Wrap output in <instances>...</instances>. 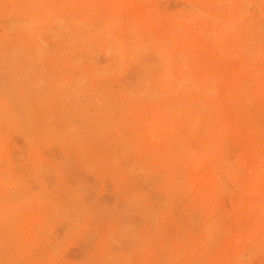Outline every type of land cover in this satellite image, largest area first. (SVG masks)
<instances>
[{
	"label": "rangeland",
	"instance_id": "obj_1",
	"mask_svg": "<svg viewBox=\"0 0 264 264\" xmlns=\"http://www.w3.org/2000/svg\"><path fill=\"white\" fill-rule=\"evenodd\" d=\"M227 1L0 0V264H264V0Z\"/></svg>",
	"mask_w": 264,
	"mask_h": 264
},
{
	"label": "bare ground",
	"instance_id": "obj_2",
	"mask_svg": "<svg viewBox=\"0 0 264 264\" xmlns=\"http://www.w3.org/2000/svg\"><path fill=\"white\" fill-rule=\"evenodd\" d=\"M233 1H234V0H233ZM251 1H252V0H250L249 3H250ZM122 2H123V1H122ZM226 2H228V1L226 0ZM237 2H238V1H237ZM244 2H245V1H244ZM252 2H253V1H252ZM193 3H194V2H193ZM193 3H192V4H193ZM229 3H230V2H229ZM240 3H241V2H240ZM249 3H247V5H248ZM255 3H256V2H255ZM192 4H190V5H192ZM188 5H189V4H188ZM194 5H195V4H194ZM222 5H224V4H222ZM227 5H228V3H227ZM239 5H240V4H239ZM139 6H140V5H139ZM182 6H183V5H182ZM184 6H185V5H184ZM197 6L199 7V5H197ZM217 6H218V5H217ZM240 6H241V5H240ZM33 7H34V6H33ZM219 7H220V6H219ZM230 7H231V6H230ZM236 7H237V6H236ZM246 7H247V6H246ZM246 7H244V8H246ZM187 8H189V7H187ZM237 8H238V7H237ZM195 9H196V8H195ZM213 9H214V8H213ZM188 10H190V8H189ZM196 10H198V9H196ZM196 10H194V12H195ZM199 10H200V9H199ZM228 10H229V9H228ZM237 10H239V9H237ZM121 11H122V10H121ZM200 11H201V10H200ZM242 11H243V10H242ZM191 12H193V10H192ZM216 12H217V11H216ZM227 12H228V11H227ZM237 12H239V11H237ZM97 13H98V12H97ZM120 13H121V12H120ZM199 13H200V12H199ZM244 13H245V12H244ZM52 14H53V13H52ZM115 14H116V13H115ZM183 14H184V13H183ZM185 14H186V13H185ZM207 14H208V13H207ZM237 14H238V13H237ZM47 15H48V14H47ZM128 15H129V14H128ZM174 15H175V14H174ZM179 15H180V12H179ZM179 15H178V16H179ZM191 15H192V14H191ZM209 15H210V14H209ZM213 15H214V14H212L211 16H213ZM216 15H217V14H216ZM234 15H235V14H234ZM76 16H77V15H76ZM114 16H116V15H114ZM118 16H120V15H118ZM175 16H176V15H175ZM232 16H233V15H232ZM238 16H239V14H238ZM261 16H262V15H261ZM55 17H57V16H54V19H55ZM73 17H74V16H73ZM116 17H117V16H116ZM131 17H132V16H131ZM131 17H130V18H131ZM186 17H187V16H186ZM199 17H200V16H199ZM241 17H242V16H241ZM71 18H72V16H71ZM75 18H76V17H75ZM123 18H124V17H123ZM181 18H182V17H181ZM193 18H194V16H193ZM193 18H192V19H193ZM195 18H196V17H195ZM209 18H210V17H209ZM32 19H33V18H32ZM201 19H202V18H201ZM211 19L216 20L214 17H212ZM211 19H210V21H212ZM236 19L238 20L237 17H236ZM236 19H235V20H236ZM239 19H240V18H239ZM34 20H35V19H34ZM46 20H47V19H46ZM50 20H51V19H50ZM57 20L60 21L59 18H58ZM61 20H62V19H61ZM109 20H110V19H109ZM111 20H112V18H111ZM124 20H125V19H124ZM131 20H132V19H131ZM180 20H181V19H180ZM185 20H186V19H185ZM185 20H184V21H185ZM193 20H194V19H193ZM193 20H192V21H193ZM207 20H208V19H207ZM224 20H225V18H224ZM237 20H236V21H237ZM28 21H29V20H28ZM59 21H58V22H59ZM105 21H107V20H105ZM113 21H114V20H113ZM121 21H122V20H121ZM132 21H134V20H132ZM192 21H191V22H192ZM202 21H203V20H202ZM221 21H222V20H221ZM31 22H32V21H31ZM54 22H55V21H54ZM108 22H109V21H108ZM115 22H116V21H115ZM126 22L128 23V21H126ZM219 22H220V20H219ZM225 22H227V21H224V22H223L224 25H226ZM248 22L250 23V21H248ZM12 23H13V22H12ZM15 23H16V22H15ZM56 23H57V22H56ZM74 23H75V22H74ZM120 23H121V22H120ZM124 23H125V21H124ZM133 23H134V22H133ZM213 23H214V21H213ZM213 23H212V24H213ZM220 23H221V22H220ZM246 23H247V22H246ZM257 23H258V22H257ZM29 24H30V22H29ZM114 24H115V23H114ZM130 24H131V23H130ZM221 24H222V23H221ZM16 25H17V24H16ZM109 25H110V24H109ZM109 25H108V26H109ZM118 25H119V24H118ZM128 25H129V24H128ZM203 25H204V24H203ZM257 25H258V24H257ZM27 26H28V25H27ZM57 26H58V25H57ZM124 26H125V25H124ZM132 26H133V25H132ZM136 26H137V25H136ZM146 26H147V25H146ZM213 26H214V25H213ZM218 26H219V25H218ZM102 27H103V26H102ZM126 27H127V26H126ZM225 27H226V26H225ZM227 27H228V26H227ZM250 27H251V26H250ZM35 28H36V27H35ZM35 28H34V29H35ZM37 28H38V27H37ZM62 28H64L63 25H62ZM103 28H104V27H103ZM204 28H205V27H204ZM58 29H59V28H58ZM85 29H86V28H84V30H85ZM87 29H89V28H87ZM87 29H86V30H87ZM106 29H107V28H106ZM120 29H121V28H120ZM259 29H261V28H259ZM35 30H36V29H35ZM40 30H41V29H40ZM40 30H39V31H40ZM102 30H103V29H102ZM128 30H129V29H128ZM142 30H143V29H142ZM37 31H38V30H37ZM41 31H43V30H41ZM57 31H58V30H57ZM131 31L133 32L134 29L131 30ZM143 31H144V30H143ZM213 31H214V30H213ZM26 32H27V31H26ZM62 32H63V31H62ZM86 32H87V31H86ZM108 32H109V31H108ZM115 32H116V31H115ZM198 32H199V31H198ZM200 32H201V31H200ZM200 32H199V34H200ZM205 32H206V31H205ZM224 32H225V31H224ZM226 32H227V31H226ZM3 33H4V32H3ZM83 33H84V31H83ZM89 33H90V32H89ZM222 33H223V32H222ZM222 33H221V34H222ZM86 34H87V33H86ZM205 34H207V33H205ZM212 34H213V33H212ZM216 34H217V33H216ZM235 34H236V33H235ZM48 35H49V34H48ZM83 35H84V34H83ZM127 35L131 36V35L128 34V33H127ZM133 35H134V34H133ZM133 35H132V36H133ZM142 35H143V34H142ZM154 35H156V34H154ZM53 36H54V35H53ZM56 36H57V35H56ZM71 36H72V35H71ZM94 36H96V35H94ZM132 36H131V37H132ZM206 36H207V35H206ZM213 36H214V35H213ZM217 36H218V34H217ZM30 37H31V36H30ZM66 37H67V35H66ZM90 37H91V35H90ZM134 37H135V36H134ZM136 37H137V36H136ZM142 37H143V36H142ZM149 37H150V36H149ZM207 37H208V36H207ZM209 37H211V34H209ZM214 37H215V36H214ZM45 38H46V37H45ZM69 38H70V37H69ZM155 38H156V37H155ZM125 39H127V37H125ZM133 39H134V38H133ZM142 39H143V38H142ZM152 39H153V38H152ZM156 39H157V38H156ZM214 39H215V38H214ZM219 39H220V38H219ZM67 40H68V39H67ZM127 40L129 41V39H127ZM127 40H126V41H127ZM211 40H212V39H211ZM216 40H217V39H216ZM131 41H132V39H131ZM209 41H210V40H209ZM212 41H213V40H212ZM118 42H119V41H118ZM132 42H133V41H132ZM144 42H145V41H144ZM152 42H153V41H152ZM120 43H121V42H120ZM135 43H138V42H135ZM157 43H158V42H157ZM229 43H230V42H229ZM127 44H128V42H127ZM146 44H147V43H146ZM128 45H129V44H128ZM149 45H150V44H149ZM154 45H155V44H154ZM158 45H159V44H158ZM75 46H76V45H75ZM150 46H151V45H150ZM225 46H226V45H225ZM130 47H131V46H130ZM137 47H139V46H137ZM137 47H135V49H137V51H138V48H137ZM226 47H227V46H226ZM242 47H243V45H242ZM242 47H241V48H242ZM258 47H259V45H258ZM85 48H86V46H85ZM228 48H229V47H228ZM233 48H234V47H233ZM241 48H240V49H241ZM42 49H43V48H42ZM69 49H70V48H69ZM83 49H84V48H83ZM130 49H133V48L131 47ZM135 49H134V50H135ZM149 49H151V48H149ZM221 49H222V48H221ZM229 49H230V48H229ZM237 49H238V48H237ZM73 50H74V47H73ZM86 50H87V49H86ZM160 50H161V49H160ZM225 50H226V49H225ZM252 50H253V49H252ZM257 50H258V49H257ZM44 52H45V51H44ZM62 52H63V51H62ZM164 52H167V51L165 50ZM229 52H230V51H229ZM250 52H251V51H250ZM256 52H257V51H256ZM77 53H78V52H77ZM136 53H138V52H136ZM168 53H169V52H168ZM177 53H178V52H177ZM179 53H180V52H179ZM257 53H258V52H257ZM262 53H263V52H262ZM59 55H60V54H59ZM136 55H137V54H136ZM250 55H251V54H250ZM129 56H130V55H129ZM133 56H134V55H133ZM133 56L131 55V57H133ZM173 56H174V55H173ZM173 56H172V57H173ZM227 56H229V54H227ZM231 56H232V55H231ZM251 56H252V55H251ZM31 57H32V56H31ZM60 57H61V56H60ZM155 57H156V56H155ZM74 58H75V57H74ZM158 58H159V57H158ZM158 58H157V59H158ZM175 58H176V56H175ZM175 58H174V60H175ZM127 59L129 60V58H127ZM157 59H155V60H157ZM159 59H160V58H159ZM179 59H180V58H179ZM91 60H92V59H91ZM132 60H134V59H132ZM160 60H161V59H160ZM162 60H163V59H162ZM165 60H166V59L164 58V61H165ZM172 60H173V58H172ZM183 60H184V59H183ZM62 61H63V60H62ZM78 61H79V60H78ZM121 61H122V60H121ZM134 61H135V60H134ZM152 61H153V60H152ZM157 61H159V60H157ZM168 61H170V60H168ZM180 61H181V60H180ZM60 62H61V61H60ZM140 62H141V61H140ZM170 62H171V61H170ZM176 62H177V61H176ZM173 63H174V62H173ZM144 64H145V63H144ZM144 64H143V65H144ZM153 64H154V63H153ZM165 64H167L166 61H165ZM179 64H180V63H179ZM163 65H164V64H163ZM180 65H181V64H180ZM166 66H167V65H166ZM176 66H177V65H176ZM178 67H179V66H178ZM163 68H164V67H163ZM165 68H166V67H165ZM181 69H182V66H180V69H178L179 72H180ZM2 70H3V69H2ZM182 70H183V69H182ZM186 70H187V69H186ZM260 70H261V69H260ZM262 70H263V69H262ZM5 71H6V70H5ZM92 71H93V70H92ZM158 71H159V70H158ZM162 71H163V70H162ZM168 71H169V70H168ZM191 71H192V70H191ZM82 72H83V71H82ZM5 73H6V72H5ZM112 73H113V72H112ZM112 73H111V74H112ZM119 73H120V72H119ZM258 73H259V72H258ZM156 74H157V73H156ZM164 74H165V73H164ZM255 74H256V73H255ZM92 75H93V74H92ZM161 75H162V74H161ZM173 75H174V74H173ZM177 75H178V74H177ZM84 76H85V75H84ZM158 76H160V75H157V77H158ZM168 76H169V75H168ZM174 76H175V75H174ZM181 76H182V75H181ZM181 76H180V77H181ZM208 76H209V75H208ZM48 77H49V76H48ZM59 77H60V76H59ZM169 77L172 78V75L169 76ZM190 77H191V76H190ZM190 77H189V78H190ZM205 77H206V76H205ZM50 78H52V77H50ZM152 78H153V77H152ZM155 78H156V77H155ZM158 78H159V77H158ZM158 78H157V79H158ZM171 78H170V79H171ZM173 78H174V77H173ZM208 78H209V77H208ZM208 78H207V79H208ZM170 79H169V81L173 82V79H172V80H170ZM182 79H184V78H182ZM182 79H181V81L185 83V81H183ZM190 79H191V78H190ZM190 79L187 78V79H184V80H187V82H188ZM177 80H178V78H177ZM209 80H210V79H209ZM157 81H158V80H157ZM163 81L165 82L164 79H163ZM174 81H176V80L174 79ZM181 81H179V82H180L179 84L182 85ZM210 81L212 82V85H213V81H212V79H211ZM210 81H209V82H210ZM55 82H56V81H55ZM147 82H148V81H147ZM164 82H163V83H164ZM171 82H170V84H171ZM206 82H207V81H205V84H206ZM87 83H88V82H87ZM168 83H169V82H168ZM176 83H177V81L175 82V85H178V84H176ZM194 83H195V82H194ZM194 83H192V84H194ZM153 84H154V83H153ZM156 84H157V83H156ZM173 84H174V83H173ZM189 84H190V82H189ZM208 84H209V83H208ZM208 84H207V85H208ZM154 85H155V84H154ZM157 85H158V84H157ZM171 85H172V84H171ZM184 85H186V83L183 84V86H184ZM169 86H170V85H169ZM189 86H190V85H189ZM189 86H188V87H189ZM203 86H204V85H203ZM208 86H210V85H208ZM65 87H66V86H65ZM173 87H174V86H173ZM179 87H181V86H179ZM192 87H193V86H192ZM205 87H206V85H205ZM125 88H126V87H125ZM163 88H165V87H163ZM163 88H160V89H163ZM167 88H168V87H167ZM202 88H203V87H202ZM1 89H2V88H1ZM122 89H123V88H122ZM184 89H185V88H184ZM193 89H194V88H193ZM127 90H128V89H127ZM166 90H167V89H165V91H166ZM170 90H171V89H170ZM179 90H180V89H179ZM185 90H186V89H185ZM185 90H184V91H185ZM196 90H197V88H196ZM202 90H203V89H202ZM205 90H206V89H205ZM149 91H150V90H149ZM160 91H161V90H160ZM172 91H173V90H172ZM181 91H183V90H181ZM188 91H189V90H188ZM206 91H207V90H206ZM211 91H212V90H211ZM70 92H72V91H70ZM70 92H69V93H70ZM73 92H74V91H73ZM112 92H113V90H112ZM138 92H139V91H137V94H139ZM147 92H148V91H147ZM173 92H174V91H173ZM175 92H176V91H175ZM208 92H209V91H208ZM213 92H214V90H213ZM3 93H4V92H3ZM16 93H17V91H16ZM113 93H114V92H113ZM113 93H112V94H113ZM140 93H141V92H140ZM159 93H160V92H159ZM171 93H172V92H171ZM204 93H207V92H204ZM74 94H75V93H74ZM76 94H77V93H76ZM166 94H167V93H166ZM173 94H174V93H173ZM207 94H208V93H207ZM130 95H132V92H131ZM134 96H135V95H134ZM155 96H156V95H155ZM184 97H185V96H184ZM3 98H4V97H3ZM6 98H7V97H5L4 99H6ZM4 99H3V100H4ZM7 100H8V98H7ZM185 101H186V100H185ZM199 103H200V102H199ZM11 105L13 106V104H11ZM163 105H164V104H163ZM9 106H10V105H9ZM161 106H162V105H161ZM184 106H185V105H184ZM63 107H64V106H63ZM166 108H167V107H166ZM12 109H13V108H12ZM171 110H172V109H171ZM12 111H13V110H12ZM165 111H166V110H165ZM205 111H206V110H205ZM173 113H174V112H173ZM54 114H55V113H54ZM171 114H172V113H171ZM176 117H177V116H176ZM144 120H145V119H144ZM146 120H148V118H146ZM146 120H145V121H146ZM153 120H154V119H153ZM142 121H143V120H142ZM162 127H163V126H162ZM176 129H177V128H176ZM139 131H140V130H139ZM150 132H152V131H150ZM152 133H153V132H152ZM154 133H155V132H154ZM155 134H156V133H155ZM161 137H162V136H161ZM0 143H1V142H0ZM162 157H163V156H162ZM0 158H1V157H0ZM34 159H35V158H34ZM163 159H164V158H163ZM164 161H165V160H164ZM212 168H213V167H212ZM215 170L218 171L217 169H215ZM219 171H220V170H219ZM222 171H224V170H222ZM220 172H221V171H220ZM220 172H219V173H220ZM231 173H232V172H231ZM226 174H227V173H226ZM211 176H212V175H211ZM217 176H218V175H217ZM255 176H256V175H255ZM219 178H220V177H219ZM174 180H175V179H174ZM203 180H204V178H203ZM252 180H253V179H252ZM219 181H220V180H219ZM225 181H226V180H225ZM0 182H1V181H0ZM217 182H218V181H217ZM221 182H222V181H221ZM255 182H256V181H255ZM253 183H254V182H253ZM0 184H1V183H0ZM213 184H214V183H213ZM1 185H2V184H1ZM252 185H253V184H252ZM234 187H235V186H234ZM237 188H238V187H237ZM9 191H10V190H9ZM10 192H11V191H10ZM255 192H256V191H255ZM257 193H258V192H257ZM253 194H254V193H253ZM261 194H262V193H261ZM7 195H8V194H7ZM16 195H17V194H16ZM254 195H255V194H254ZM13 196H14V195H13ZM8 197H9V196H8ZM12 198H13V197H12ZM256 198H257V197H256ZM9 199H10V198H9ZM253 199H254V198H253ZM1 200H2V199H1ZM4 200H5V199H4ZM4 200H3V201H4ZM255 200H256V199H255ZM261 200H263V199H261ZM4 202H5V201H4ZM263 202H264V201H263ZM251 204H252V203H251ZM256 205H257V204H256ZM259 207H260V206H259ZM259 207H258V208H259ZM7 208H8V207H7ZM256 210H257V209H256ZM211 220H212V219L208 220V222L211 221ZM211 222L213 223V221H211ZM211 222H209V223H211ZM204 228H205V227H204ZM207 228H208V227H207ZM210 228H212V227H210ZM262 228H263V227H262ZM249 229H250V228H249ZM205 230H207V229H205ZM259 231H260V230H259ZM262 232H264V230H263ZM262 232L257 233V234H259V238H261V237H260V234H261ZM263 235H264V233H263ZM206 237H207V236H206ZM237 238H238V237H237ZM240 238H241V237H240ZM234 239H235V237H234ZM238 239H239V238H238ZM260 240H261V239H260ZM263 240H264V238H263ZM207 241H208V240H207ZM243 241H244V240H243ZM256 242H257V241H256ZM259 242H260V241H259ZM198 243H199V242H198ZM198 243H197V244H198ZM252 243L255 244V242H252ZM253 244H252V245H253ZM255 245H256V244H255ZM258 246H260L259 243H258ZM252 248H253V246H252ZM259 248H260V247H258V249H259ZM261 248H262V247H261ZM249 250H251L250 247H249ZM255 250H257V247H255ZM252 251H253V250H252ZM258 251H259V250H258ZM256 252H257V251H256ZM263 252H264V251H263ZM263 252H262V253H263ZM230 253H231V252H230ZM247 253H249V252H247ZM260 253H261V252H259V254H260ZM256 254H258V252H257ZM237 255H238V253H237ZM237 255H236V256H237ZM246 255H247V254H246ZM236 256H235V257H236ZM247 256H248V255H247ZM247 256H246V257H247ZM250 256H252V255H250ZM237 257H238V256H237ZM244 257H245V256H244ZM165 259H166V258H165ZM236 260H237V259H235V261H236ZM238 260H240V259L238 258ZM228 261H229V260H228ZM223 262H224V261H223ZM228 263H230V262H228ZM234 263H235V262H234ZM239 263H240V262H239ZM239 263H238V264H239ZM226 264H227V263H226Z\"/></svg>",
	"mask_w": 264,
	"mask_h": 264
}]
</instances>
